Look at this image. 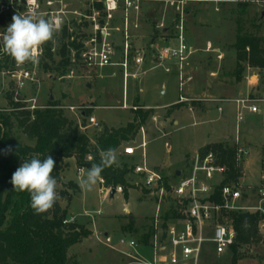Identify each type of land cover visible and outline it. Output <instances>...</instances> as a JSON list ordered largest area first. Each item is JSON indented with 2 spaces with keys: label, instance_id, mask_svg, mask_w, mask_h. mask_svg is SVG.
Returning <instances> with one entry per match:
<instances>
[{
  "label": "rangeland",
  "instance_id": "374dc122",
  "mask_svg": "<svg viewBox=\"0 0 264 264\" xmlns=\"http://www.w3.org/2000/svg\"><path fill=\"white\" fill-rule=\"evenodd\" d=\"M97 2L101 4V0ZM238 3L244 4L238 5ZM93 4V0H0V34L12 22L13 15L18 12L35 11L45 18L55 17L63 21L61 30L55 35L54 42H51L52 61L45 59L41 52L38 64L27 63L18 66L11 57L1 55L3 52H0L1 111L10 112L11 102L27 106L29 103L26 100L34 99L35 105L40 108H44L49 102H54L69 120L85 127V121L81 119L80 112L88 110L99 126L79 129V132L88 137L91 145L95 142V134L103 126L124 128L128 123H132L135 128L134 134H128L129 139L122 142L116 149L117 163H115L116 166L127 171L124 180L131 184L140 181L132 170L130 172V168L141 162V151L137 150V156L132 160L123 155L122 148L128 144L136 146L142 132L146 141L147 163L157 168L163 175L171 177L172 183H176L177 179L169 174H174V169L187 171V161L189 162L192 154L200 146L221 142L225 140L224 136L229 138L228 144H232L235 136L233 102L220 100L215 103L221 107L219 112L213 102L203 101V99L247 97L254 99L258 107L264 106L260 101L264 100V5L261 0H192L188 2V7L183 8V24L187 19L190 34L188 43L196 50L189 59L188 69L194 73L193 68L196 66V73L203 71L205 74L209 71H217L214 77L208 76L212 87L207 88V80L200 76L197 83L192 81L187 84L190 91L186 90V86L184 91L180 92L177 74L172 70L164 72L161 67L149 64L148 58L144 56L143 62L148 65L144 68L145 74L141 82L130 84L127 88V98H123L122 93L121 67H104L97 72H88L81 68L77 59L75 60L73 50H69L68 46L60 49L61 43L66 42V39L63 40L61 37L63 28H66L68 34L82 45L94 34L93 22L89 17L93 11L99 12L96 22L104 23L101 18V8L97 9L93 7ZM150 9L147 7L145 11L150 12ZM155 9L151 20L156 24L161 15L160 20L164 17V25L169 27L170 34L174 32V25L179 22V14L175 9L171 8L168 10L170 12L163 7H155ZM187 9H190L188 18L185 14ZM87 16L89 19L86 18ZM109 24L116 25L112 22ZM152 28L151 33L148 31V38L160 34L159 28L155 29L156 26ZM238 32L252 34L261 40V51L254 53L251 64H238L236 59L231 57L232 55L226 54L218 64L215 59L201 52L200 47H203L206 41L217 39L225 42L221 49L229 51L226 43L233 41L234 34ZM110 35L116 51L114 59H117L121 56L122 50L121 32L111 30ZM130 40H132L131 36ZM134 43L130 44V57L135 55V50L142 53L140 51L142 47L133 46ZM62 52L66 53L68 58L65 64L59 63L63 56ZM173 63V61H165L164 65L172 67ZM19 71H28L33 79L32 82H25L20 89L17 88L15 80V75ZM179 95L186 100L171 106L178 100ZM122 102L127 106H138L137 108L141 111L146 110L145 106L157 108L149 109V113L143 119L140 117L133 119L131 107L120 108ZM69 106H74L75 109L72 111L68 109ZM260 109L262 113L259 117L264 118V108ZM239 131L242 141L243 137L247 136L248 143L243 145L248 153L243 161V170L238 184L243 188L246 186L252 194L249 200L241 204L254 206L258 203V199L253 194L260 182L259 147L264 140V126L260 123L251 124L245 119L240 123ZM10 137L21 144L30 146L34 144V140L23 134L15 122L11 128ZM65 160L63 161L65 165L62 171L63 178L65 176L66 179L78 181L80 184L86 171L76 174V167L69 165ZM98 187L97 183L91 190L81 188L82 194L72 193L74 196L69 202L63 198L59 199L60 206L65 208L71 201L67 216L74 215L78 223H82L92 231L91 235L72 245L67 251V256L78 264H135L132 263L131 258L120 252V250L130 252L131 248L120 245L118 241L121 237L136 240L145 232L150 225L154 198L139 185L127 190V198H124L122 193L103 198ZM56 189H62L58 182ZM260 204L264 206V201ZM84 212L89 213V217H86ZM259 230L264 235V227H260ZM238 251L243 257L237 260L236 264H264V243L244 246ZM134 252L144 257L147 256L148 249L140 252L138 248H134ZM231 261L230 251L217 254L210 241L202 244L199 264H231Z\"/></svg>",
  "mask_w": 264,
  "mask_h": 264
},
{
  "label": "trees",
  "instance_id": "16d2710c",
  "mask_svg": "<svg viewBox=\"0 0 264 264\" xmlns=\"http://www.w3.org/2000/svg\"><path fill=\"white\" fill-rule=\"evenodd\" d=\"M261 2L264 3V0ZM93 3V7L101 8L97 0H93ZM61 37L66 39V42L61 43L60 49L68 46L77 59L82 45L68 34L66 28L62 29ZM260 42L261 40L252 34L238 32L233 44L237 63L251 64L254 53L261 51ZM42 52L45 59L52 61L51 42L43 46ZM62 54L59 63L65 64L68 58L66 53ZM10 104V112L4 113L0 110V264H78L74 259L68 258L67 251L91 232L75 222L62 223L67 212L65 208H61L59 199L63 198L68 202L72 193L79 192L76 183L63 181V161L74 158L77 168L88 170L93 163L99 162L101 150H116L122 142L127 141L128 134H134V125L128 123L124 128L103 126L95 134V142L91 145L88 137L79 132L77 124L64 115L58 104L49 102L44 108L31 111L25 109L24 104ZM176 105L178 104L173 106ZM147 114L148 111L134 110L133 119H143ZM88 116L90 114L85 110L84 117ZM14 122L23 134L34 140L32 146L11 139L10 131ZM209 150L216 153L218 163L225 167L220 185L237 183L240 172L234 164V147L227 141H221L206 144L199 148L198 152L204 154ZM49 155L55 160L52 175L56 177L62 189H56L59 198L54 207L38 215L30 207L29 194L13 189L10 181L24 160L33 156L43 159ZM126 172L113 164L101 174L105 187H122L124 198L127 197L129 187L124 180ZM220 221L230 225L235 232L233 244L229 248L231 264H236V261L243 257L238 251L241 247L264 243V235L259 230V224L264 221V213L223 210ZM147 238L148 235L145 234L141 242L147 243Z\"/></svg>",
  "mask_w": 264,
  "mask_h": 264
},
{
  "label": "built area",
  "instance_id": "2783aa9c",
  "mask_svg": "<svg viewBox=\"0 0 264 264\" xmlns=\"http://www.w3.org/2000/svg\"><path fill=\"white\" fill-rule=\"evenodd\" d=\"M140 2L141 0H101V18L104 23L99 24L96 22L99 16L98 11H93L92 15L89 16L93 22L94 34L83 42L79 51L77 60L81 67L87 70H96L103 67L119 66L121 67L124 85H126L128 79L143 74L142 70L133 72L130 70L131 62L139 67L143 64L144 59V55L140 52H136L133 57H130L129 28L132 23L129 13H138ZM168 3L175 5L179 14V22L176 25V45L158 48L155 59L157 63L166 59L176 61L181 86L184 81L190 80V76L185 75L183 69L193 50L186 45L183 35V2L169 1ZM118 12L122 17L121 27L111 28L109 23L115 20ZM111 30L121 32L122 50L118 61L114 59L116 51L114 44L110 41ZM15 80L18 89L22 88L25 82L33 81L28 71H19L15 75ZM182 100L185 101L186 99ZM260 101L264 103V100ZM29 102V105L24 106L25 109L31 111L39 108L35 105L34 100H29ZM254 102V99L247 97L233 100L236 128L243 121L244 111L252 114L262 113V110ZM121 108H126L125 104H122ZM68 109L73 111L75 107L69 106ZM83 118L86 126L83 127L80 123H77L78 129L98 128L99 124L93 116H81V119ZM235 142L234 159L235 165L239 166L240 160L247 155V151L239 146L237 136ZM145 147L146 142L141 139L136 146L128 144L122 149L123 155L129 157L135 156L137 150L141 151V162L131 170L133 174L140 178L137 184L145 189L155 201L154 214L151 220V233L147 244L150 257L145 259L128 253L127 256L133 260L132 263L199 264L201 246L204 242L210 241L213 244L214 252L217 254L225 252L233 244L234 229L220 221L223 210L264 213V206L260 204L261 201H264V143H262L261 150L260 182L253 194L258 199V203L254 206L241 204L249 196L244 195L238 183L220 185L225 174V167L218 163L217 155L214 152L194 154L187 171H180L177 176H174L177 179L176 183H172L171 179L166 178L162 172L147 165ZM82 170L83 168H77L78 174ZM98 183L100 185L99 191L103 196H108L111 190H114V193L122 192L121 186L105 187L102 178ZM73 222V217L65 218L62 221L63 224ZM260 226H264V221L260 223ZM118 242L120 245L128 246L131 249L136 245L133 240L125 238H120Z\"/></svg>",
  "mask_w": 264,
  "mask_h": 264
},
{
  "label": "crops",
  "instance_id": "0c3cea01",
  "mask_svg": "<svg viewBox=\"0 0 264 264\" xmlns=\"http://www.w3.org/2000/svg\"><path fill=\"white\" fill-rule=\"evenodd\" d=\"M163 2H161V0H141V2H140V10H139V12L138 13H135V12H130L129 14H130V21H131V25H130V28H129V35L131 36V39L132 40H130V44L133 42H135L134 43V45L133 46H138V47H142V48H140L141 50V52H142V54L145 56V58H148V62H149V64H154V66H157L158 68H162L163 69V71L164 72H170L171 70L172 71H174V73L175 74H177V80H178V89H179V91L180 92H183L184 91V89L186 88V86H187V84L188 83H190V82H192V81H194V83H197V81L200 79V76H203L204 77V79L205 80H207V84H206V87L208 88L209 86L210 87H212V85L210 84V80L211 79H209L208 78V76L209 77H214L215 75H216V73H217V71H209L208 72V74H205L203 71H200V73L198 72V73H196V66H195V68H193L194 69V73H192V72H190V70L188 69L189 68V59H190V57H192V55H194L195 53H196V50L193 48L194 46L193 45H191L190 43H188V41H189V38H190V34H189V27H188V23L186 22V20L187 19H185V24H183V29H184V26H185V29L183 30V35H184V39H185V43H186V45L188 46V47H190L192 50H193V52H192V54L188 57V60H187V64L184 66V74L185 75H188V76H190V80H187V81H184V83L180 86V84H179V78H178V72H177V63H176V61L175 60H172V59H166V60H164V61H162V62H160V63H157V60L155 59V53H156V51L158 50V48H161V47H163V46H175L176 45V40H175V36H176V34H177V29H176V25H174V32H172L171 34H170V32H169V27L168 26H165L164 25V17L160 20V17H161V15H160V17H158V22L155 24L154 22H153V20H151V17H153L154 15V12L156 11V9H155V7L157 8V7H163V9H167V11L168 10H170L171 8H174L175 9V11L178 13V11L176 10V8H175V5H170L168 2L169 1H174V2H176V1H182L183 2V8L186 6V7H188L187 6V4H188V2H190V1H192V0H162ZM168 1V2H167ZM262 3V2H261ZM241 4H244V3H238V5H241ZM169 5V6H168ZM262 5H264V3H262ZM147 7H150L151 9H150V12H147V11H145L146 9H147ZM165 7V8H164ZM170 7V8H169ZM253 11V10H252ZM168 12H170V11H168ZM185 14H186V18H188V16H189V14H190V9H187V11L185 12ZM122 17H121V14L118 12L117 14H116V16H115V20L112 22L116 27L118 26V27H120V25H121V21H122V19H121ZM117 20V21H116ZM160 20V21H159ZM153 23H154V25H153ZM187 23V24H186ZM112 24V25H113ZM136 25L135 27L133 26V25ZM115 26H111V28L112 27H115ZM155 26L157 27V28H155ZM152 27H154L155 29H158L159 28V30H160V34L159 35H157V36H153V37H150V38H148V34H149V32L148 31H150V33H151V31H152ZM115 31V30H114ZM119 32V31H118ZM236 34L237 33H235L234 34V39H233V41H231L230 43H226L227 45H228V50L229 51H224V50H222L221 48H222V46L224 45V43L225 42H222V41H220L219 39H217V40H214V41H206L205 43H204V46L203 47H200V45H198L200 48H201V52L203 53V54H205V55H207V56H210L212 59H215V61L219 64L221 61H222V59L224 58V55L226 54V55H229V56H231V57H234L235 58V51H234V49H233V44H234V42H235V38H236ZM148 35V36H147ZM147 38V39H146ZM111 41V40H110ZM112 43H113V41H111ZM136 42H137V44H136ZM261 43V42H260ZM114 44V43H113ZM132 45V44H131ZM140 45V46H139ZM115 47V46H114ZM143 48L145 49V50H143ZM224 48V47H223ZM81 49V48H80ZM259 49L261 50V48H260V46H259ZM135 52H138V50H135ZM260 52V51H259ZM149 55L151 56V57H149ZM115 57V56H114ZM75 58V57H74ZM75 60H76V58H75ZM116 61H118V60H120V57L119 58H117V59H115ZM165 61H168V62H170V61H173L174 63H173V66L171 67H167L166 65H164L165 64ZM131 62V61H130ZM146 66H148L145 62H143V64L141 65V66H139V67H137V66H135L132 62L130 63V70L133 72V71H139V70H142L143 71V74H145V70H144V68L146 67ZM109 67H112V66H109ZM81 68H83V67H81ZM104 68V67H103ZM84 70H86V71H88V72H97V71H99L100 69H96V70H87V69H85V68H83ZM102 69V68H101ZM167 69V70H166ZM191 70H192V68H191ZM143 74H140L138 77H136V78H130V79H128L127 81H126V85H124V83H123V79H122V93H123V98L125 97V98H127V88H129V86H130V84L131 85H133V83H135V82H141V80H142V78H143ZM206 77V78H205ZM191 86V85H190ZM187 91H190V89L188 90V86H187V89H186ZM237 98H241V97H237ZM237 98H214V97H211V98H208V99H203V101H208V102H213L214 103V105H215V108L217 109V111H221V107L220 106H218V105H216L215 103H217L218 101H220V100H226V101H228V102H233V100L234 99H237ZM182 99H186L185 97H183V96H180L179 95V98H178V100L175 102L176 104L177 103H179V102H181V101H184V100H182ZM31 100H34V99H30V101ZM29 104H30V102H29V100H26ZM127 103V102H126ZM175 103L173 104V105H175ZM122 104H125V103H123L122 102ZM122 104H121V106H122ZM234 104V103H233ZM262 104H264V103H262ZM173 105H171V106H173ZM26 106V105H25ZM37 106V105H36ZM121 106H120V108H121ZM125 106H126V108H121V109H127V108H129V107H131V109H132V112L134 111V110H140V109H138L137 107L138 106H132V105H130V106H127V104H125ZM39 108H40V106H38ZM132 107H135L134 109L132 108ZM144 107V106H143ZM234 107V110H233V112H234V122H235V106H233ZM259 107H260V105H259ZM151 108H157V107H151V106H145L144 107V109H146V110H143V111H148V113H149V109H151ZM260 108H264V106H262V107H260ZM38 109V108H37ZM80 114H81V116H84L85 115V112L84 111H81L80 112ZM91 116H92V114H90ZM260 115L259 114H252V113H250V112H248V111H244V118H243V121L245 120V119H247L251 124H256V123H260L262 126H264V118H261V117H259ZM94 117V116H93ZM95 118V117H94ZM84 121H85V119H84ZM242 121V122H243ZM240 125V124H239ZM237 130H238V133H237ZM239 126L236 128V124H235V136H234V139L232 140V144H230V145H232L233 147H234V152H235V148H236V142H235V139H236V136H237V138H238V144H239V146H241V147H243L244 148V143H248V139L246 138L247 136L245 135L243 138H244V140L242 141L241 140V137H239ZM141 139H144L145 140V136H144V133L142 132V136H141V138H140V141H141ZM224 139L225 140H223V141H227V139H229L228 137H225L224 136ZM140 141H139V143H140ZM250 141V140H249ZM146 142V141H145ZM138 143V144H139ZM213 143H215V142H213ZM262 143H264V140H262ZM262 143L260 144V147H259V149H260V159H259V161H260V170H259V172L261 173V150H262ZM167 144V143H166ZM209 144V143H208ZM206 145V144H205ZM204 146V145H203ZM203 146H200L199 148H201V147H203ZM168 147V146H167ZM198 148V149H199ZM123 149V148H122ZM198 149H197V151H195L194 152V154H196V153H198L199 154V152H198ZM245 149V148H244ZM209 151H211V150H209ZM208 152V151H207ZM213 152V151H212ZM137 153V152H136ZM206 153V152H205ZM248 153V152H247ZM194 154H192V156L190 157V159H189V162L187 161V164H188V166H189V163H190V161H191V158L193 157V155ZM216 154V153H215ZM235 155V154H234ZM125 156V155H124ZM135 156H137V154H135ZM135 156H133V157H129V156H126V157H128V158H130V159H132V160H134L135 159ZM90 157H88L87 159H89ZM245 160V156L240 160V165L239 166H236V167H238L239 168V172H240V176H241V172H242V170H243V161ZM65 161H68L67 163H69V165H72L73 167L75 166L76 167V165H75V161H74V158H68V159H66ZM146 163H147V160H146ZM234 164H235V159H234ZM147 165L150 167V168H152V169H155V170H157V171H159L157 168H154V167H152V166H150V164L149 163H147ZM75 169H77V167L75 168ZM176 169H179V168H176ZM85 171H87L86 169H84L83 168V170L81 171V173H79V174H82L83 172H85ZM174 171V174L176 175V171H178L179 173H180V171L181 170H176L175 171V169L173 170ZM131 172V171H130ZM76 174H78V172L76 171ZM78 174V175H79ZM174 174H169V175H174ZM63 175H64V172L62 173V178H63ZM81 176V175H80ZM177 176V175H176ZM174 177V176H173ZM65 178V179H64ZM64 178H63V181H72V182H74V183H76L77 185H78V187H79V192L77 193V194H79V195H81L82 194V189H81V187H80V184H79V182L78 181H74V180H70V179H66V177L64 176ZM79 178V177H78ZM168 178H171V177H168ZM103 179V178H102ZM239 179V178H238ZM237 183H238V180H237ZM98 185H99V183H98ZM139 184H137V183H131V184H129V187L127 188V190H129V189H131V188H133V186H135V187H137ZM140 186V185H139ZM99 187H100V185H99ZM99 187H98V190H99ZM141 187V186H140ZM245 188H243V187H241V189H242V192L246 195H248L249 197V199H250V197L252 196V194L246 189V186H244ZM143 189V188H142ZM244 189V190H243ZM143 190H145V189H143ZM146 191V190H145ZM147 192V191H146ZM122 193V195H123V192H121ZM120 193V194H121ZM148 193V192H147ZM100 194H101V191H100ZM113 194H115V193H113ZM149 194V193H148ZM73 196H74V194H72L71 195V197H70V200H72V198H73ZM101 196L104 198V197H107V196H103L102 194H101ZM109 196H110V194H109ZM110 197H112V196H110ZM127 198V197H126ZM248 199V200H249ZM246 201V200H245ZM244 201V202H245ZM69 202V201H68ZM70 204H71V201H70V203H69V205H68V207L66 206V208L65 207H63V206H61V208H65L66 209V212L68 213V210H69V208H70ZM154 207H155V201H154ZM97 212H99L98 210H97ZM96 212V213H97ZM67 213H66V218L67 219H69V218H71V217H73L74 218V222L75 223H78L76 220H75V216L74 215H70V216H67ZM153 214H154V208H153V212H152V215H151V217H150V225H148L147 226V229H145V232L143 233V234H141L140 236H139V238L138 239H136V240H134V239H128V240H133L135 243H136V245L130 250V252H125L124 250H120V252L124 255V256H126V257H128L127 256V254L128 253H132V255H134V256H138V257H142V258H145V259H148L149 257H150V251H149V248H148V246H147V244H148V240H149V237H150V233H151V220H152V216H153ZM84 215L86 216V217H89V213H87V212H84ZM78 224H80V225H83L82 223H78ZM84 226V225H83ZM85 227V226H84ZM262 228V227H264V226H260V224H259V228ZM86 228V227H85ZM86 229H88V228H86ZM90 232H91V234H92V231L90 230V229H88ZM90 234V235H91ZM105 234V236H106V233H104ZM148 235V238H147V243H143V242H141V240H142V238L144 237V235ZM121 238H125V237H121ZM126 239V238H125ZM107 240H109V239H107ZM137 241H138V243H137ZM134 248H138L139 249V251L141 252H145V250H147L148 249V254H147V256H141V254H139V253H135L134 252ZM226 251H229V249L228 250H226Z\"/></svg>",
  "mask_w": 264,
  "mask_h": 264
},
{
  "label": "clouds",
  "instance_id": "9594fccd",
  "mask_svg": "<svg viewBox=\"0 0 264 264\" xmlns=\"http://www.w3.org/2000/svg\"><path fill=\"white\" fill-rule=\"evenodd\" d=\"M62 23L59 18H45L35 11L18 12L0 34V52L11 57L18 66L38 64L43 46L54 42ZM115 163V149L101 150L99 162L93 163L86 171L80 187L91 190L101 179L102 172ZM54 167L55 160L50 155L43 159L33 156L24 160L12 175L10 182L13 189L29 194L30 207L38 215L51 210L59 198L56 191L57 179L52 175Z\"/></svg>",
  "mask_w": 264,
  "mask_h": 264
},
{
  "label": "water",
  "instance_id": "95a60500",
  "mask_svg": "<svg viewBox=\"0 0 264 264\" xmlns=\"http://www.w3.org/2000/svg\"><path fill=\"white\" fill-rule=\"evenodd\" d=\"M52 98H51V96H50V100H51ZM179 174V172L178 171H176V175H178ZM113 193H114V190H111V192H110V196H112L113 195Z\"/></svg>",
  "mask_w": 264,
  "mask_h": 264
}]
</instances>
